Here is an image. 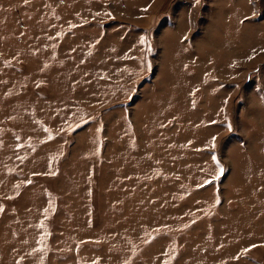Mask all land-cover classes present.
<instances>
[{
    "label": "rangeland",
    "instance_id": "obj_1",
    "mask_svg": "<svg viewBox=\"0 0 264 264\" xmlns=\"http://www.w3.org/2000/svg\"><path fill=\"white\" fill-rule=\"evenodd\" d=\"M0 264H264V0H0Z\"/></svg>",
    "mask_w": 264,
    "mask_h": 264
},
{
    "label": "crops",
    "instance_id": "obj_2",
    "mask_svg": "<svg viewBox=\"0 0 264 264\" xmlns=\"http://www.w3.org/2000/svg\"><path fill=\"white\" fill-rule=\"evenodd\" d=\"M44 213H45V212H44ZM44 213H43V215H44ZM43 215H42V216H43ZM42 216H41V217H42ZM40 221H41V219H39V220L36 222V224L39 223ZM36 226H37V225H36ZM36 231L39 232V233H41V232H40L39 225L37 226Z\"/></svg>",
    "mask_w": 264,
    "mask_h": 264
}]
</instances>
